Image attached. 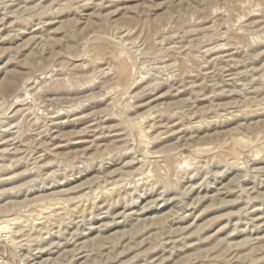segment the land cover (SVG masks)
Wrapping results in <instances>:
<instances>
[{
	"label": "rangeland",
	"instance_id": "rangeland-1",
	"mask_svg": "<svg viewBox=\"0 0 264 264\" xmlns=\"http://www.w3.org/2000/svg\"><path fill=\"white\" fill-rule=\"evenodd\" d=\"M0 264H264V0H0Z\"/></svg>",
	"mask_w": 264,
	"mask_h": 264
},
{
	"label": "bare ground",
	"instance_id": "bare-ground-1",
	"mask_svg": "<svg viewBox=\"0 0 264 264\" xmlns=\"http://www.w3.org/2000/svg\"><path fill=\"white\" fill-rule=\"evenodd\" d=\"M13 220V219H12ZM7 228V227H6ZM2 229V228H1ZM5 229V228H4Z\"/></svg>",
	"mask_w": 264,
	"mask_h": 264
}]
</instances>
